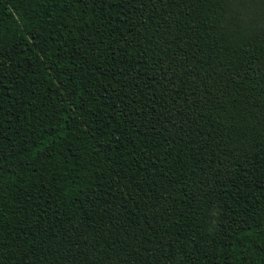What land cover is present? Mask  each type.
I'll return each instance as SVG.
<instances>
[{
    "label": "trees",
    "instance_id": "1",
    "mask_svg": "<svg viewBox=\"0 0 264 264\" xmlns=\"http://www.w3.org/2000/svg\"><path fill=\"white\" fill-rule=\"evenodd\" d=\"M0 264H264V0H0Z\"/></svg>",
    "mask_w": 264,
    "mask_h": 264
}]
</instances>
